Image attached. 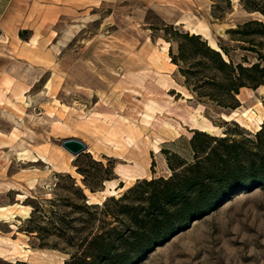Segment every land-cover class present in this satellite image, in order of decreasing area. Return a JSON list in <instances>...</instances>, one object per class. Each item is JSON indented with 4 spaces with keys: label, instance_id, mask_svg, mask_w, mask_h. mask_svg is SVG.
<instances>
[{
    "label": "rangeland",
    "instance_id": "obj_1",
    "mask_svg": "<svg viewBox=\"0 0 264 264\" xmlns=\"http://www.w3.org/2000/svg\"><path fill=\"white\" fill-rule=\"evenodd\" d=\"M245 5L264 11V0H0V207L15 214L0 219V264H29L24 249L65 264L98 234L118 240L144 231L146 197L173 174L171 164L194 162L197 131L235 144L243 167L264 157V134L257 138L256 121L244 115L264 117V84L230 100L205 54L211 39L235 65L264 55L258 36L251 51L229 33L264 22ZM200 116L219 130H201L193 120ZM68 138L91 152L72 155L61 145ZM133 157L144 177L125 179L118 168H132ZM107 180L125 189L102 198ZM90 194L100 202H87ZM156 233L117 264H264V182Z\"/></svg>",
    "mask_w": 264,
    "mask_h": 264
},
{
    "label": "trees",
    "instance_id": "obj_2",
    "mask_svg": "<svg viewBox=\"0 0 264 264\" xmlns=\"http://www.w3.org/2000/svg\"><path fill=\"white\" fill-rule=\"evenodd\" d=\"M245 9L250 12L261 11L264 14V11L248 7V5H245ZM229 33L239 35L240 37L236 40L249 43L248 50L254 51L255 47L251 44L255 36L261 38L258 45L264 46V22L262 21H247L237 29H230ZM219 47L222 52L210 47L211 49H206L205 54L223 73L222 90L230 100L235 101L234 95L238 94L242 87L257 88L264 84L262 51H257V62L244 66L241 63L236 65L233 63L226 46L220 44ZM222 53L228 57L227 60ZM179 56L182 59L183 53ZM235 106L234 103L224 105V107L233 108ZM263 134L264 121L255 136L261 138ZM201 136L202 141L195 145ZM191 143L194 147V162L179 170L171 164L173 174L168 179L160 178L159 189L150 191L146 197V205L139 219L144 231L139 232L138 227L130 229L124 238L118 240H115L111 233L98 234L88 242L81 254H72L65 264H98L100 262L117 264L125 258L129 249H136V252L141 253L144 248L149 247L153 241L149 240L148 234L153 230L157 232L156 234L159 233L157 240L161 235L169 234L174 228L185 225L190 219L208 213L228 195L264 182V157H261L258 163L253 159L243 167L238 159L240 152L236 145L229 144L225 137L216 138L197 131L192 136ZM207 148H209L208 151ZM156 182V179H151L144 181V184L146 188H151ZM127 197L128 195L125 194L119 200ZM83 199H85L84 196ZM83 205L86 209H97L105 206L106 201L101 205L86 202Z\"/></svg>",
    "mask_w": 264,
    "mask_h": 264
},
{
    "label": "bare ground",
    "instance_id": "obj_3",
    "mask_svg": "<svg viewBox=\"0 0 264 264\" xmlns=\"http://www.w3.org/2000/svg\"><path fill=\"white\" fill-rule=\"evenodd\" d=\"M1 38V36H0ZM209 44L210 46L215 49V50H218V51H221L220 47L218 45L215 44V42H213L211 39H209ZM222 52V51H221ZM223 54V53H222ZM223 56L225 57V54H223ZM226 59V58H225ZM153 105H151L149 108L150 110H153L155 107H152ZM249 110H245L244 111V115L250 120V121H256V131H258L260 128H261V125L264 121V117H255V113L254 111L253 112H248ZM236 112L234 111L231 115H224L223 117L225 119H233L232 118V115L235 114ZM193 120H194V124L196 126H198L201 130H204V131H216V130H219V127L213 125L212 123H210L205 117L203 116H200L199 118L198 117H193ZM128 141H131L133 140L132 137L128 136ZM155 149V152H158V147H154ZM86 152H91L90 148H87ZM134 153H136L135 150H133V155ZM140 153V152H138ZM135 156H138V154H136ZM134 158V157H133ZM70 159H73V156L70 157ZM39 160H43V161H46L48 162V159L44 156V155H41V157H39ZM133 163H134V166L132 168H118V171H119V174L125 178V179H129V180H135L137 178H141V177H144L143 174H144V169L143 167L140 165L139 163V160L138 159H135L133 160ZM106 186L107 188L104 190V191H100V193H104V195L102 196V198H105L104 196L106 194L108 195H114L117 193V191L119 190H123L125 189V185H120V186H117L115 184V181L114 180H107L106 181ZM24 195H20V197H23ZM90 199L91 200H87V202L91 203L92 200H96L98 199L94 194H90ZM97 202H100V200H96ZM16 207H20L21 208V205H14ZM10 208L11 207H8V206H2L0 207V219H10V218H13L15 216L14 212H11L10 211ZM24 245L21 246V248L24 249ZM28 251L30 250H26L24 249V252L26 254L23 255V260L24 261H27L29 264H57L51 257L49 258H45L43 255L41 256H36V254L34 253H31V254H28ZM58 264H64L62 260H60V262Z\"/></svg>",
    "mask_w": 264,
    "mask_h": 264
},
{
    "label": "water",
    "instance_id": "obj_4",
    "mask_svg": "<svg viewBox=\"0 0 264 264\" xmlns=\"http://www.w3.org/2000/svg\"><path fill=\"white\" fill-rule=\"evenodd\" d=\"M61 145L74 156H77L82 152H86L87 150V145L75 138L64 139L62 140Z\"/></svg>",
    "mask_w": 264,
    "mask_h": 264
}]
</instances>
